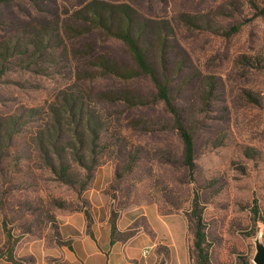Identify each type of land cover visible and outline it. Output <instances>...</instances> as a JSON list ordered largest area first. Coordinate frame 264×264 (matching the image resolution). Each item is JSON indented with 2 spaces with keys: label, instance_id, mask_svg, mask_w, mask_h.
Listing matches in <instances>:
<instances>
[{
  "label": "rangeland",
  "instance_id": "374dc122",
  "mask_svg": "<svg viewBox=\"0 0 264 264\" xmlns=\"http://www.w3.org/2000/svg\"><path fill=\"white\" fill-rule=\"evenodd\" d=\"M85 1L0 3V38L13 36L27 23L60 21ZM111 1L129 2L142 15L171 23L174 31L169 61L184 60L182 77L174 85L191 72L216 77L207 109L201 106L198 74L178 92L173 88L175 103L198 119L193 176L190 179L181 165L182 143L175 130L125 128L129 118L153 121L156 127L169 124L162 103H158L108 109L111 125L126 136L122 146L136 154L130 172L117 175L121 156L97 166L88 188L81 193L56 180L33 160L36 150L27 140L38 115L27 110L51 101L59 89L74 81V65L85 66L86 60L74 59L70 53L69 61L54 53L55 61L44 60L42 70L35 65L26 69L12 66L0 78V116L23 115L20 121L28 122L13 136L6 152H0L1 254L13 250L17 259L27 263L42 247L49 251L58 228L57 217L81 206L92 208L93 201L101 212L110 207L118 210L121 225L135 229H146L148 217L156 211L181 215L185 218L186 251L190 264H196L191 210L197 194L196 209L201 212L210 264H253L256 238L264 243V0ZM180 13L197 16L202 26L183 23L178 19ZM207 22L212 28L240 27L227 36L204 27ZM69 39L65 42L74 47L97 39L99 50L127 59L123 44L114 38L93 33ZM11 60L18 63L17 57ZM85 83L95 88L111 84L106 79ZM127 85L142 93L153 90L147 78ZM7 229L13 237L8 238Z\"/></svg>",
  "mask_w": 264,
  "mask_h": 264
},
{
  "label": "trees",
  "instance_id": "16d2710c",
  "mask_svg": "<svg viewBox=\"0 0 264 264\" xmlns=\"http://www.w3.org/2000/svg\"><path fill=\"white\" fill-rule=\"evenodd\" d=\"M11 1L14 0H0V3ZM178 19L187 25L202 26L197 16L187 13H180ZM204 27L212 28L208 22ZM239 27L240 24H236L228 29H212L229 36ZM173 31L169 21L144 16L129 2L87 0L60 21H46L36 25L27 23L13 36L0 38V78L12 66L26 69L35 65L42 70L44 60L55 61L52 57L54 53H58L59 58L68 60L70 53L74 59L81 57L86 60L85 66L74 65L71 71L74 81L59 89L51 101L42 107L27 110L38 115V123L32 127L27 140V144L36 150L33 160L40 167L48 169L56 180L76 188L78 193L88 188L97 166L122 156L120 172L117 173L121 177L132 170L136 163V154L122 146V139L126 136L119 128L111 125L109 107L125 110L162 103L169 117V124L156 127L157 124L153 121L129 118L125 128L137 127L148 132L169 128L175 130L182 143L181 165L191 179L195 167L198 119L192 113L186 114L185 109L175 103L173 88L178 92L198 74L202 87L201 106L202 109H207L216 88V77L212 74L191 72L174 85L182 77L184 60L176 59L173 64L169 61L172 48L170 36ZM93 33L120 41L127 59L99 50L97 39H90L78 47L65 42L69 38ZM15 57L18 63L11 60ZM141 78L151 81V92L142 93L132 85H127L129 81ZM99 79L110 80L111 84L95 88L85 83ZM22 117L23 115L15 114L0 116V152H6L4 150L10 146L13 136L20 133L22 126L28 122L20 121ZM197 200L198 195L195 194L192 202L195 208L193 207L191 214L195 220L193 246L196 264H210L201 212L196 209ZM75 210L84 214L86 225L91 223V206H81ZM119 213L113 207L109 208L112 235L113 238L126 239L140 228L131 226L127 231L117 234L116 220ZM4 225L6 226V221ZM7 236L13 237L8 229ZM54 241L58 245L67 242L62 240L58 228ZM2 257L13 262L21 261L14 256L13 250L8 255L0 252V258ZM159 264H164V260Z\"/></svg>",
  "mask_w": 264,
  "mask_h": 264
},
{
  "label": "crops",
  "instance_id": "0c3cea01",
  "mask_svg": "<svg viewBox=\"0 0 264 264\" xmlns=\"http://www.w3.org/2000/svg\"><path fill=\"white\" fill-rule=\"evenodd\" d=\"M93 219L86 225L84 214L75 211L60 214L58 231L64 244L42 247L29 264H190L186 251L185 218L181 215H165L157 211L148 217V227L137 230L129 238L112 235L109 210L101 212L92 201ZM120 215V214H119ZM118 216L117 234L127 231ZM14 256L16 257L15 253ZM21 260L13 262L0 258V264H27Z\"/></svg>",
  "mask_w": 264,
  "mask_h": 264
},
{
  "label": "water",
  "instance_id": "95a60500",
  "mask_svg": "<svg viewBox=\"0 0 264 264\" xmlns=\"http://www.w3.org/2000/svg\"><path fill=\"white\" fill-rule=\"evenodd\" d=\"M253 264H264V243L256 238L255 252L252 257Z\"/></svg>",
  "mask_w": 264,
  "mask_h": 264
}]
</instances>
